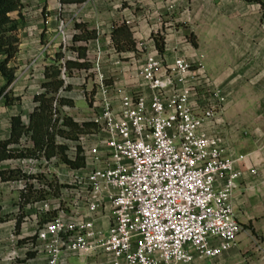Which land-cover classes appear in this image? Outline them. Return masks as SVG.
<instances>
[{
    "label": "built area",
    "instance_id": "2783aa9c",
    "mask_svg": "<svg viewBox=\"0 0 264 264\" xmlns=\"http://www.w3.org/2000/svg\"><path fill=\"white\" fill-rule=\"evenodd\" d=\"M84 72L96 86L86 122L99 130L78 141L57 138L70 160L82 149L85 167L66 181L56 204H35L56 213L30 243L40 264L103 255L109 264H190L194 255L215 261L236 247L243 229L231 201L243 158H229L221 133L205 131L227 104L205 67L178 58L166 69L153 48L138 71L146 92L123 88L115 98L98 63ZM198 90L210 96L204 109L192 103ZM72 196L81 214L64 210Z\"/></svg>",
    "mask_w": 264,
    "mask_h": 264
},
{
    "label": "crops",
    "instance_id": "0c3cea01",
    "mask_svg": "<svg viewBox=\"0 0 264 264\" xmlns=\"http://www.w3.org/2000/svg\"><path fill=\"white\" fill-rule=\"evenodd\" d=\"M22 4L24 21L18 14L12 15L20 24L18 59L23 67L15 80L19 84L30 83L28 75L33 71L36 76L41 75L42 86L46 69L53 66L65 69L66 61L77 57L67 52L80 46L87 47V58L93 67L100 65L112 98L123 88L132 93L146 92L138 71L147 53L157 44L164 47L161 59L166 69L178 58L205 67L213 84L227 97L223 115L219 121L209 123L205 131L209 135L221 133L229 158H243L238 169L244 176L237 183L231 201L243 230L236 247L220 258L209 261L194 255L190 264H264V11L261 6L249 0H88L81 5H62L60 0H22ZM61 23L65 24L64 32L60 30ZM76 24L96 32V40L74 43L73 37L81 33L75 29ZM123 25L132 30L137 52L116 53L112 34ZM59 55L64 58L57 62ZM61 79L64 87L71 86V90H61L58 98L74 102V107H63L61 113L77 123L86 122L73 113L92 117L91 100L88 103L85 97L96 93L93 78L84 70H74L65 77L61 72ZM77 84L82 86L81 91L76 89ZM42 92L40 87L33 98ZM209 98L206 91L198 90L192 99L194 108L204 109ZM32 103L31 109L19 110L11 118L21 116L23 124L28 126L30 114L37 106L34 100ZM10 135L8 121L5 127L0 126V142L8 140ZM54 163L59 166L55 167ZM0 171H16L36 178L3 182L0 177V264H27V261L40 264L42 258L30 250L28 240L56 213L40 211V205L35 204L41 202L25 205L27 198L21 197L23 188L27 184L34 186L33 190L46 193L45 201L54 205L59 201L54 196L58 186L81 172L70 170L58 159L48 164L8 160L0 165ZM77 199L66 201L71 214L84 211ZM61 264H109V258L103 255L87 261L65 256Z\"/></svg>",
    "mask_w": 264,
    "mask_h": 264
},
{
    "label": "trees",
    "instance_id": "16d2710c",
    "mask_svg": "<svg viewBox=\"0 0 264 264\" xmlns=\"http://www.w3.org/2000/svg\"><path fill=\"white\" fill-rule=\"evenodd\" d=\"M88 0H60L62 5H81ZM249 2L259 4L264 11V0H249ZM23 4L22 0H0V75L4 81V86L0 95L4 96L6 106H13L21 99L10 100V87L16 80V70L10 67V64L16 59L19 53V21L12 17L18 14V18L23 22L22 17ZM75 29L81 33L73 37L74 43L87 44L96 40V32H89L84 29L83 25L76 24ZM112 43L117 54L127 52H137L136 43L133 39L132 30L123 25L114 30L112 34ZM157 50L163 54L164 47L157 44ZM77 54L75 60H68L65 63L67 74L72 71H89L93 65L88 61L87 47L80 46L73 48ZM64 58L63 55L57 57V62ZM61 66H53L46 69L45 82L42 84V93L34 97V103L37 105L30 114L29 125L25 126L21 116L12 117L10 120L11 135L6 141L0 142V165L8 160H37L45 159L50 162L58 159L72 171H78L85 167V159L81 157L82 149H78L76 159L70 160L67 155V147L60 145L57 138H63L71 141H78L82 135H89L98 132L99 128L92 122L77 123L68 116H60V109L63 107H74V102L69 99L58 98L61 90L70 91L71 86L66 88L64 81L61 79ZM57 103L58 108L55 107ZM0 177L3 182H16L22 180L36 179L33 176L20 175L19 172L0 171ZM53 184H50L52 187ZM65 185L58 186L55 198L60 197V189L66 188ZM34 186L26 185L21 197H26L25 205L29 203L42 202L46 200V193L43 191L33 190ZM1 222V221H0ZM20 223L17 225V231ZM35 237L28 240L35 241Z\"/></svg>",
    "mask_w": 264,
    "mask_h": 264
},
{
    "label": "rangeland",
    "instance_id": "374dc122",
    "mask_svg": "<svg viewBox=\"0 0 264 264\" xmlns=\"http://www.w3.org/2000/svg\"><path fill=\"white\" fill-rule=\"evenodd\" d=\"M27 28V27H26ZM67 54H75L77 56V54L75 52H73L72 50H69V52H67ZM19 54L17 55L16 59L12 62L11 64V68H14L16 70V74L18 72H22V65L19 64ZM36 73H34L32 71V73H29V82L27 85H24V84H19L17 81L14 82V86L12 87V91H10V100H16L17 99V96H21V101L20 103H18L17 101L15 102V105L13 106H6V100L4 99V96L3 95H0V126L1 127H5V124L10 121L11 119V116L14 115V114H17L19 110H29L31 109L32 105H33V93L36 92V91H39L40 90V87H41V84L39 83V80L41 78V75L39 76H36L35 75ZM93 76V75H92ZM37 77L38 80L36 79ZM112 83V81H109ZM109 85V83H108ZM4 86V81L2 78H0V91L2 89V87ZM76 89L78 91H81V88L82 86L79 84H77L76 86ZM11 88V87H10ZM73 90V89H72ZM9 91V90H8ZM87 99V102L89 103V101L93 100V96H87L85 97ZM70 115H72V113H70ZM73 115L76 116H80L81 120H85V121H89L92 117H88L87 115L85 116H82L81 114L77 115V114H74ZM60 116L63 117V114L61 113L60 111ZM77 118V117H76ZM2 131V130H1ZM55 167H58L59 165L57 163H54ZM41 168L44 167V165L40 166ZM40 176V175H39ZM35 181V180H34ZM64 185L66 184L63 183ZM67 204H64V210L69 212V208L66 207Z\"/></svg>",
    "mask_w": 264,
    "mask_h": 264
}]
</instances>
